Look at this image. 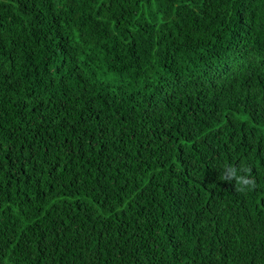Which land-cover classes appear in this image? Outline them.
Segmentation results:
<instances>
[{
	"label": "trees",
	"instance_id": "trees-1",
	"mask_svg": "<svg viewBox=\"0 0 264 264\" xmlns=\"http://www.w3.org/2000/svg\"><path fill=\"white\" fill-rule=\"evenodd\" d=\"M0 264H264V0H0Z\"/></svg>",
	"mask_w": 264,
	"mask_h": 264
},
{
	"label": "clouds",
	"instance_id": "clouds-1",
	"mask_svg": "<svg viewBox=\"0 0 264 264\" xmlns=\"http://www.w3.org/2000/svg\"><path fill=\"white\" fill-rule=\"evenodd\" d=\"M250 172V169L247 165L241 164L239 168L232 167L230 165H224V173L221 177L224 181L235 180L236 191L244 192L249 186L254 187V179H250L247 173ZM244 173V174H240Z\"/></svg>",
	"mask_w": 264,
	"mask_h": 264
}]
</instances>
